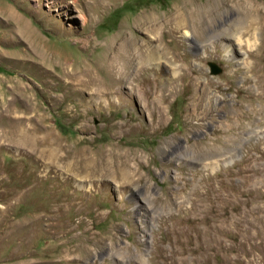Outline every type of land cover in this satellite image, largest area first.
<instances>
[{"label":"rangeland","instance_id":"374dc122","mask_svg":"<svg viewBox=\"0 0 264 264\" xmlns=\"http://www.w3.org/2000/svg\"><path fill=\"white\" fill-rule=\"evenodd\" d=\"M182 1L0 0V264H264V31L244 68L218 42L179 46L164 22ZM145 13L159 30L140 28ZM125 33L153 38L162 60L183 53L190 93L168 95L155 70L129 96L105 71L93 97L80 71ZM83 135L137 152L141 175L107 190L72 176L69 157L48 164L45 141L65 154Z\"/></svg>","mask_w":264,"mask_h":264},{"label":"bare ground","instance_id":"6f19581e","mask_svg":"<svg viewBox=\"0 0 264 264\" xmlns=\"http://www.w3.org/2000/svg\"><path fill=\"white\" fill-rule=\"evenodd\" d=\"M233 10L238 12V16L234 18L230 17L223 24L217 25L219 17L231 13ZM161 24L160 18L152 13H145L138 23L142 30H151L154 32ZM164 27L167 29V33L171 35L172 40H176L179 46L180 43H183V37L193 38V45L197 48L201 46L205 47L209 41H212L213 43L218 42L222 46L223 53H225L228 60L236 59L237 62L244 65L243 68L249 67L246 61V58H248L246 56L247 54L244 55L241 48H248L247 53L250 57L258 54V51L260 50V48L257 47L259 44V34L261 30L264 31V6L258 0H183L182 3L177 5L176 9L167 17L164 22ZM159 29L160 28H158V30ZM25 32L32 36V31L28 26H25ZM139 34H141V32H139ZM127 35L123 34L120 37L115 38L118 45H111L108 47L105 64L102 65L98 62H93L90 65L91 67L89 66V69L83 67L84 69L80 71L84 78L79 77V83L83 87H86L87 89V87L91 88L93 85H98V88L92 89L94 90L91 94L93 97L102 95L103 92L108 91H105L104 88L100 86L101 83L98 76L99 73H105V71L107 76H109L112 87L115 89H119L126 84L131 85L129 96L136 91V88L138 87L137 85L141 82L142 72L146 74H154L153 71L155 72V70L159 71L158 73L166 70L170 74L167 79L170 84L168 95L176 94V92L179 91V88L181 92L187 93L188 86L196 85V83L193 82L194 77L191 75L192 73H189L185 67L186 63H184V61L183 63L178 62L181 60L180 56H182L183 53L179 51V53L173 54L171 58H167L165 61L162 60V57L165 55L163 53L164 51L160 49L162 47H159L153 38L149 37L148 40H144L145 43H143L140 41L142 39L141 35L138 36L136 34L137 36L135 37ZM35 41L37 40L35 39ZM37 42L40 46L46 48L45 43L41 40H38ZM260 45H262L263 50L264 42ZM215 46L217 47V43ZM147 65L151 66L146 67ZM181 70H184V72ZM193 73H195V71H193ZM197 83H199V81ZM206 85L207 82L200 86H203V89H205ZM108 89L110 88L108 87ZM82 91L84 90L82 89ZM189 93L190 92H188V94ZM201 93L206 94L205 92ZM207 95L209 98L217 100V96L214 92ZM93 97L91 100H84V98L79 105L93 103ZM117 98V101L119 102L127 99L119 95ZM154 99L155 98H153V100ZM79 142V146L74 147L73 149H65V154H63L59 145L55 146L56 143L52 142V140L45 141L47 159L51 160L53 163L48 164L53 166L58 164V162L62 161L64 158L69 157V171L72 176L80 175L85 181H102L106 183V185L103 184L100 189H107L108 184L111 183L112 180L120 183V186H118L119 188H125L135 182L136 176L141 175V172L139 171L141 166V156L137 155V152L119 149L113 145L110 147L96 146L92 143L91 136L88 135L81 136ZM78 186L83 188V183H78ZM93 187L95 188V185H93ZM93 187L87 189L88 191L83 190L84 195H87V193L90 194L89 192H92Z\"/></svg>","mask_w":264,"mask_h":264}]
</instances>
